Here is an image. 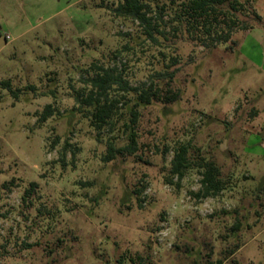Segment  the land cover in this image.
<instances>
[{"label": "rangeland", "instance_id": "rangeland-1", "mask_svg": "<svg viewBox=\"0 0 264 264\" xmlns=\"http://www.w3.org/2000/svg\"><path fill=\"white\" fill-rule=\"evenodd\" d=\"M239 1L260 21L207 51L151 46L113 17L123 0H0V264H264V0ZM98 62L133 86L170 67L181 93L142 109L139 152L109 164L72 113ZM181 144L221 168L223 193L196 198L197 168L167 184Z\"/></svg>", "mask_w": 264, "mask_h": 264}, {"label": "trees", "instance_id": "trees-1", "mask_svg": "<svg viewBox=\"0 0 264 264\" xmlns=\"http://www.w3.org/2000/svg\"><path fill=\"white\" fill-rule=\"evenodd\" d=\"M112 13L116 19L136 23L145 41L155 48H171L177 42H189L207 51L223 44L238 46V42L233 40L234 35L255 27V24L242 17L253 15L257 23L261 19L256 10H251L239 0H123L112 9ZM160 54L163 57L165 55L164 52ZM99 63L90 66L95 74L84 80V88L75 90L76 106L72 113L89 122L96 141L106 148L102 160L109 164L139 152L142 109L154 104H174L181 99V93L172 88L176 71H170V67L164 72H157L149 83L133 86L124 74V69ZM172 64L177 65L178 58L173 57ZM3 86L11 88V82H3ZM51 93L56 94L54 91ZM55 113L54 106L49 104L38 120L44 124ZM190 150L188 144L176 148L171 162V179H167V184L174 185L173 178H176L178 182L175 185L179 187V182L187 172L197 168L200 170L201 189L194 196L200 200L219 196L228 186V181L222 177L221 168L204 157L191 159ZM36 186L35 183L31 184L32 188ZM4 187L8 189L9 184H4ZM32 191L28 190L26 195H31ZM234 253L231 251L230 255ZM224 262L218 260L208 264Z\"/></svg>", "mask_w": 264, "mask_h": 264}]
</instances>
